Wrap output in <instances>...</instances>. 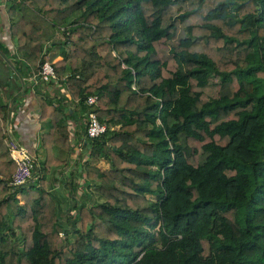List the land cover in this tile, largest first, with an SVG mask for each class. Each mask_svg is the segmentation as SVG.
Wrapping results in <instances>:
<instances>
[{"label": "trees", "instance_id": "16d2710c", "mask_svg": "<svg viewBox=\"0 0 264 264\" xmlns=\"http://www.w3.org/2000/svg\"><path fill=\"white\" fill-rule=\"evenodd\" d=\"M7 8L23 63L52 62L66 100L108 127L79 140L90 160L76 175L103 199L73 203L65 228L66 196L54 183L67 159L54 149H73L65 118L75 110L38 97L43 153L13 185L0 102V264H264V0H9ZM43 17L65 39L48 41ZM77 187L70 180L65 189L74 197ZM28 188L37 195L13 210ZM18 214L26 219L15 226Z\"/></svg>", "mask_w": 264, "mask_h": 264}, {"label": "crops", "instance_id": "0c3cea01", "mask_svg": "<svg viewBox=\"0 0 264 264\" xmlns=\"http://www.w3.org/2000/svg\"><path fill=\"white\" fill-rule=\"evenodd\" d=\"M7 7L8 1L0 0V102L8 104V128L11 130V134L31 154L41 157L43 151L40 147V135L44 130L45 121L38 97H47L54 102H61L68 109L73 107L75 112L65 118L67 126L70 129V139L73 149L69 152L58 148L54 149L55 155L67 159V165L64 169L55 174L54 188L57 189L61 185L65 188L66 183L72 180L73 184L78 183L76 198H84L82 193L86 191L85 184L82 177L76 176L77 172L81 169V163L89 161L87 160V156L83 157L81 150L84 149L80 147L79 143V140L84 137L82 113L78 109L77 103H70L66 100V89L59 78L53 80L51 83H49L50 81L44 82L36 79V66L33 67L23 63L21 54L15 49V38L10 34ZM28 10L32 11L29 8ZM19 16L18 11L15 18ZM48 24L51 26L52 32L43 33L42 31V35L47 40H50L52 38L51 35H54L55 28L50 22ZM68 47L66 45L63 46V51H67ZM63 51L58 49V55L55 59L62 57ZM69 112L71 113L72 110L70 109ZM94 163L101 169H104V159H96ZM31 180L25 186L34 182V179ZM36 195L37 191L32 188H28L26 192L16 194L17 197L25 198H32ZM85 196L90 197L91 194L87 195L85 193ZM51 204L52 200L48 199L47 205Z\"/></svg>", "mask_w": 264, "mask_h": 264}, {"label": "built area", "instance_id": "2783aa9c", "mask_svg": "<svg viewBox=\"0 0 264 264\" xmlns=\"http://www.w3.org/2000/svg\"><path fill=\"white\" fill-rule=\"evenodd\" d=\"M54 28V35L58 34L62 40L65 39V35L62 33V27L57 26ZM36 69V79L42 80L44 82L58 79L55 74L52 62L50 61L46 60L42 63H38L36 65ZM96 102L97 94H89L84 98V103L89 107L96 105ZM107 127V123L100 121L96 115V112L92 108H90L83 117L82 128L84 136H98L104 133ZM7 146L9 148L10 155L15 162V168L12 172L10 183L13 185L24 184L32 176L33 167L35 165V156L31 154V152L11 134V130L9 128H7ZM59 233L63 234V231H60Z\"/></svg>", "mask_w": 264, "mask_h": 264}, {"label": "rangeland", "instance_id": "374dc122", "mask_svg": "<svg viewBox=\"0 0 264 264\" xmlns=\"http://www.w3.org/2000/svg\"><path fill=\"white\" fill-rule=\"evenodd\" d=\"M22 6H24V5H22ZM25 7V6H24ZM26 7H28L29 9H31L32 11H34V12H36L34 9H33V7H30V6H26ZM41 17V16H40ZM42 18V17H41ZM43 19H45L44 17H43ZM46 20V19H45ZM47 21V20H46ZM48 23H49V21H47ZM52 25V24H51ZM52 37L54 36V35H51ZM87 150L85 149V150H81V153H82V155H83V157H86L87 156V160H90V157L88 156V154H87ZM85 153V154H84ZM75 155V154H74ZM78 155H79V153H78ZM93 162V161H92ZM102 164V163H101ZM103 166V165H102ZM108 167V164L105 162V165H104V169L105 168H107ZM32 179V178H31ZM31 179H30V181H31ZM58 192H63L64 194H65V196H66V203H64V204H62V206H63V210H62V212H61V215H60V221L65 225L64 227L65 228H70L69 226V219L70 218H68L69 216H70V214H72V215H74L75 214V211H74V208L73 207H71V205L73 204V203H76V202H78V201H84V202H86V203H88V204H90V203H92V202H99V201H102V199H103V196H102V194H100V189H98L97 187H96V185H91L90 186V188L89 187H86V191H85V193L87 194V195H89V194H91V196L90 197H87V196H85V193L83 192L82 194L84 195V198H76V195H77V193H76V195H74V197L71 195V194H68V191L65 189V188H63L62 187V185L60 186V187H58L57 189H56ZM78 192V191H77ZM83 195H82V197H83ZM147 196L149 197V198H152V195L151 194H147ZM31 197H17V200L15 201H13V200H11V206H12V209L13 210H17V207L20 205V204H23L24 202H30L31 201V199L33 198H31ZM84 199V200H83ZM46 205H47V203H46ZM48 206V205H47ZM25 219H26V217L23 215V214H18V215H14V216H12V223L16 226V225H18V224H21L23 221H24V223H25ZM28 230H29V228H28ZM61 230V229H60ZM60 230H59V232H60ZM64 238H65V234H64V232H63V234H60L59 233V238H58V240H57V242H56V244H58V243H61V242H63L64 241Z\"/></svg>", "mask_w": 264, "mask_h": 264}]
</instances>
